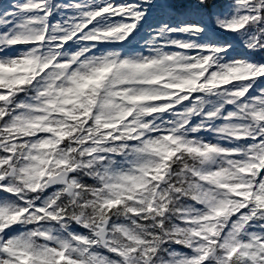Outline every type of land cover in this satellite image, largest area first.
I'll use <instances>...</instances> for the list:
<instances>
[{
    "label": "snow or ice",
    "instance_id": "snow-or-ice-1",
    "mask_svg": "<svg viewBox=\"0 0 264 264\" xmlns=\"http://www.w3.org/2000/svg\"><path fill=\"white\" fill-rule=\"evenodd\" d=\"M0 264H264V0H0Z\"/></svg>",
    "mask_w": 264,
    "mask_h": 264
}]
</instances>
